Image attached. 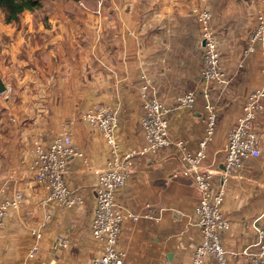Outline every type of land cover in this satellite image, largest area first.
<instances>
[{
	"label": "crops",
	"instance_id": "crops-1",
	"mask_svg": "<svg viewBox=\"0 0 264 264\" xmlns=\"http://www.w3.org/2000/svg\"><path fill=\"white\" fill-rule=\"evenodd\" d=\"M40 1L39 9L24 12L18 22L0 21V74L16 80L7 111L14 125L6 128L0 116V201L18 193L24 197L0 229V264H26L34 245L46 263L91 264L103 248L93 237L92 224L98 177L110 151L100 130L80 119L69 126L71 121L93 105H108L118 114L122 149H139L144 144L142 94L147 85L149 98L174 108L169 116L171 140H181L196 152L206 135L210 102L217 124L203 166L222 169L230 130L248 95L264 86V48L258 46L246 61L242 59L264 0H93L81 8L85 14L76 17L69 14L70 2ZM203 9L213 14L229 80L226 86L211 85L208 102L202 94L196 15ZM189 91L198 94L192 110L177 102ZM66 128L84 154L70 158L64 174L66 184L84 199L71 209L45 204L48 191L31 171L34 144L48 147ZM254 130L261 155L247 160L230 179L222 207L230 229L220 233V240L231 264L249 263L250 258L241 254L256 250L264 216V112ZM185 168L175 145L136 159L127 184L116 193V205L135 215L153 205L160 218L125 221L119 238V247L127 253L124 264H191L201 231L195 216V182L183 175ZM219 183L217 175L215 188ZM34 230L42 233L40 240ZM64 235L70 243L53 257L52 246ZM205 264L218 263L208 258Z\"/></svg>",
	"mask_w": 264,
	"mask_h": 264
},
{
	"label": "built area",
	"instance_id": "built-area-1",
	"mask_svg": "<svg viewBox=\"0 0 264 264\" xmlns=\"http://www.w3.org/2000/svg\"><path fill=\"white\" fill-rule=\"evenodd\" d=\"M81 6L86 7L82 3ZM98 6L96 14L100 15L102 1H99ZM196 15L201 33V79L204 84L202 94L208 102L211 85L226 86L229 80L221 63L217 34L212 27V12L208 9L197 10ZM258 46L264 48V9L257 13L256 26L248 36L243 61L255 53ZM147 90L148 86L145 85L142 94L144 115L141 119L144 144L139 149L131 151L122 149L117 138L118 114L108 105H93L73 119L69 125L80 119L100 130L110 151V158L98 177L97 203L92 224L93 237L102 243L103 248L100 255L92 258L91 264H124L127 253L119 247V238L125 221L159 220L160 211L153 205H146L142 213L135 215L118 207L115 197L117 191L127 184L138 157L157 155L162 149L171 145L178 148L181 160L186 166L183 175L193 178L198 194L195 216L201 231V240L194 251L191 264H205L208 258H214L218 264H231L228 252L220 240V233L230 229V222L223 214L222 207L230 179L239 174L247 160L261 155L259 137L254 130V123L264 112V86L248 95L242 115L228 134L224 170L203 166L207 157V147L214 137L217 124V115L211 103L208 102L206 106L209 112L206 119V135L199 149L192 152L183 141L173 142L170 138L169 116L174 108L158 99L149 98ZM8 91L10 88L5 86L2 93ZM197 99L198 94L195 91L186 92L178 97V106L192 110ZM32 155L31 171L34 179L48 191V196L43 201L45 204L51 203L71 209L84 203V199L74 193L64 180L68 160L84 157V154L74 145L70 129L66 128L56 134L48 147L40 143L34 144ZM217 175L220 176V183L218 188H215ZM23 200L22 193H18L12 198L0 201V229L3 228L11 211L19 209ZM48 219L50 215L46 216V220ZM33 234L39 240L42 238V233L37 230H34ZM257 234L256 250L251 253L245 250L241 254L243 257L250 258L248 264H264V216ZM69 243L68 235L60 237L52 246V256L57 257ZM26 264L51 263L42 260L39 246L34 245L28 252Z\"/></svg>",
	"mask_w": 264,
	"mask_h": 264
},
{
	"label": "rangeland",
	"instance_id": "rangeland-1",
	"mask_svg": "<svg viewBox=\"0 0 264 264\" xmlns=\"http://www.w3.org/2000/svg\"><path fill=\"white\" fill-rule=\"evenodd\" d=\"M58 1L70 2V4H72V7L70 9V13L69 14L71 15V17H76L75 15H80L81 13H82L81 15L85 14L81 10V8H82L81 3L84 4V5H87V4H89V2H95L96 0L95 1H93V0H58ZM34 12L35 11H32V13H34ZM2 20L5 21V17H4L3 12L0 11V21L2 22ZM250 33H251V31H250ZM200 36H201V34H200ZM0 81H2V83L6 87L10 88V91H8L7 93H0V116H3L5 118V122H6L5 126H6V128H9L10 125H14V123H13L14 122L13 121L14 116H10L9 114H7V111L9 109V107H8L9 103H12V100H13L12 98L15 96L14 92H15V88H16L15 87L16 80L13 79V78L10 79V78H8V76H4L3 74H0ZM17 107L18 106H16V108ZM38 108L40 110L42 109V107H37V109Z\"/></svg>",
	"mask_w": 264,
	"mask_h": 264
},
{
	"label": "trees",
	"instance_id": "trees-1",
	"mask_svg": "<svg viewBox=\"0 0 264 264\" xmlns=\"http://www.w3.org/2000/svg\"><path fill=\"white\" fill-rule=\"evenodd\" d=\"M41 7L40 0H0V11L6 23H16L26 11H35Z\"/></svg>",
	"mask_w": 264,
	"mask_h": 264
},
{
	"label": "water",
	"instance_id": "water-1",
	"mask_svg": "<svg viewBox=\"0 0 264 264\" xmlns=\"http://www.w3.org/2000/svg\"><path fill=\"white\" fill-rule=\"evenodd\" d=\"M5 90V85L3 83L0 84V93H2ZM222 169H225V165H222Z\"/></svg>",
	"mask_w": 264,
	"mask_h": 264
}]
</instances>
